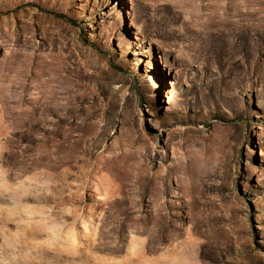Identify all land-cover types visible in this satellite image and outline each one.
Instances as JSON below:
<instances>
[{"label": "rangeland", "instance_id": "374dc122", "mask_svg": "<svg viewBox=\"0 0 264 264\" xmlns=\"http://www.w3.org/2000/svg\"><path fill=\"white\" fill-rule=\"evenodd\" d=\"M25 261L264 264V0H0V264Z\"/></svg>", "mask_w": 264, "mask_h": 264}, {"label": "bare ground", "instance_id": "6f19581e", "mask_svg": "<svg viewBox=\"0 0 264 264\" xmlns=\"http://www.w3.org/2000/svg\"><path fill=\"white\" fill-rule=\"evenodd\" d=\"M22 88L23 89H25V86H22ZM53 97V96H52ZM49 98L48 100H45L44 101V103L42 102V99H33V100H31V101H29V100H26L23 96H21L20 97V100H19V102L20 103H28V101L30 102V104H31V106H32V108H31V110H29V115H30V117L29 118H33V117H35L36 115H38V112H37V108L35 107V106H33V105H36V104H38V103H41V105H42V107H43V111H42V115L44 116L43 118H40L38 121H45L46 119H45V115L46 114H48L50 111H51V109H52V107H53V105L55 104V101L56 100H54L53 98ZM25 113V112H24ZM20 115H22V113H20ZM34 119V118H33ZM33 121V120H32ZM31 121V122H32ZM35 121V120H34ZM33 121V123H31V126L32 127H35L36 126V122H34ZM57 153H59V149H57L56 151H53V152H51V156L53 155V154H57ZM47 156H49L48 154H47ZM46 156V157H47ZM50 157V156H49ZM45 159H47L48 160V157L47 158H45ZM51 159V158H50ZM113 207V206H112ZM112 211V210H111ZM101 212H103V214H104V217H103V219L101 220L102 222H105V221H108V219H110V218H113L114 217V215H118V214H121L122 212L119 210V209H117L116 211H112V212H109V210H104V208L101 210ZM75 214V213H74ZM100 214H102V213H100ZM71 216V215H70ZM69 216V217H70ZM92 216V215H91ZM71 217H73V218H75V215H73V216H71ZM59 218V217H58ZM117 218V217H116ZM57 219V218H56ZM100 221V220H99ZM100 221V222H101ZM118 223H119V226H116V227H114L113 228V230L115 229V230H121V228L122 227H125V225H126V222H127V218H123V219H118V221H117ZM103 224V223H102ZM85 226H86V224H85ZM63 228V227H62ZM67 229H69V231H67ZM86 229H87V226H86ZM62 230L63 229H56L55 231H53L52 233L53 234H55L56 235V237H57V239L58 240H56V243L57 244H59V245H63V243L64 242H70L71 243V246H72V251H73V253L74 254H76V255H82L81 253L83 252V250H82V248L80 247V245H78V238H77V235L78 234H76V230L75 229H73L72 227H71V229L70 228H66L65 229V232L63 233L62 232ZM94 234V235H97V236H99V238L100 239H103V238H105L106 236L104 235V233L102 232V231H99V232H97L96 231V229H94L93 228V232H91V234ZM88 236V235H87ZM90 236V235H89ZM92 247V246H91ZM93 248L95 249V250H99V251H102V250H111V249H115L116 247H109L106 243H99L97 246L95 245V246H93ZM89 249V248H88ZM87 249V250H88ZM63 251V250H62ZM89 251V250H88ZM86 255V254H85ZM77 257V256H76ZM82 256H80V257H77L78 258V260L80 259H82L81 258ZM75 258V257H74ZM31 260H34L33 258H31ZM21 263H23V264H34L35 263V261H32V262H30V261H25V262H21ZM100 264H102V263H100Z\"/></svg>", "mask_w": 264, "mask_h": 264}, {"label": "trees", "instance_id": "16d2710c", "mask_svg": "<svg viewBox=\"0 0 264 264\" xmlns=\"http://www.w3.org/2000/svg\"><path fill=\"white\" fill-rule=\"evenodd\" d=\"M58 18H62L63 16H57ZM73 25H75L74 23H72Z\"/></svg>", "mask_w": 264, "mask_h": 264}]
</instances>
